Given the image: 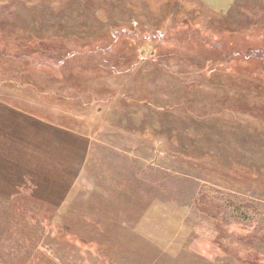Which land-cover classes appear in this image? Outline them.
<instances>
[{
	"label": "rangeland",
	"instance_id": "1",
	"mask_svg": "<svg viewBox=\"0 0 264 264\" xmlns=\"http://www.w3.org/2000/svg\"><path fill=\"white\" fill-rule=\"evenodd\" d=\"M0 264H264V0H0Z\"/></svg>",
	"mask_w": 264,
	"mask_h": 264
},
{
	"label": "trees",
	"instance_id": "2",
	"mask_svg": "<svg viewBox=\"0 0 264 264\" xmlns=\"http://www.w3.org/2000/svg\"><path fill=\"white\" fill-rule=\"evenodd\" d=\"M106 46H107L106 48H111V49H112V47H113L112 44H107ZM107 51H108V49H107ZM66 60H67V59H66ZM66 60H65V61H66Z\"/></svg>",
	"mask_w": 264,
	"mask_h": 264
}]
</instances>
